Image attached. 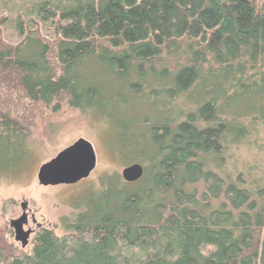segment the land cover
<instances>
[{
  "label": "trees",
  "instance_id": "obj_1",
  "mask_svg": "<svg viewBox=\"0 0 264 264\" xmlns=\"http://www.w3.org/2000/svg\"><path fill=\"white\" fill-rule=\"evenodd\" d=\"M64 106L144 175H102L64 235L0 264H264V186L215 169L264 131V0H0V178L30 152L29 109Z\"/></svg>",
  "mask_w": 264,
  "mask_h": 264
},
{
  "label": "rangeland",
  "instance_id": "obj_2",
  "mask_svg": "<svg viewBox=\"0 0 264 264\" xmlns=\"http://www.w3.org/2000/svg\"><path fill=\"white\" fill-rule=\"evenodd\" d=\"M164 57V56H163ZM166 67L159 68L161 73ZM174 71V64L169 65ZM150 70V69H149ZM150 75L151 72L149 71ZM173 74L172 76H174ZM171 76V77H172ZM153 81V79H151ZM130 89L123 91L130 96ZM132 115L145 116L153 120L155 114L144 104L134 102ZM27 127L30 128V152L20 170L4 173L0 178V246L9 248V244L22 251L30 249V243L39 228H49L57 235L65 234L61 227L63 218L74 215V206L78 200H85L104 174H117L121 178L123 166L121 159L109 148L107 141L111 139L108 127L104 122H97L90 116L64 106L58 113L40 108L29 109ZM249 139L239 147L231 146L224 152L221 164L216 171L222 175H230L232 181L241 180V185L260 182L264 186V131L259 126L249 132ZM79 139L90 142L95 150L97 165L90 177L75 185L44 187L39 185L37 175L40 167L54 159L61 151L72 146ZM28 206L29 225L33 230L26 246L16 240L15 230L10 226L22 215V205ZM32 217L35 223L32 222Z\"/></svg>",
  "mask_w": 264,
  "mask_h": 264
},
{
  "label": "water",
  "instance_id": "obj_3",
  "mask_svg": "<svg viewBox=\"0 0 264 264\" xmlns=\"http://www.w3.org/2000/svg\"><path fill=\"white\" fill-rule=\"evenodd\" d=\"M97 165V157L93 145L84 139H79L72 146L61 151L54 159L43 164L37 175L38 183L44 187H56L60 185H75L90 177ZM144 175L141 164H132L121 172V178L125 183H135ZM26 204L22 205L25 210ZM25 218L11 222L10 226L15 230L16 240L26 246L30 232L23 231Z\"/></svg>",
  "mask_w": 264,
  "mask_h": 264
},
{
  "label": "flooded vegetation",
  "instance_id": "obj_4",
  "mask_svg": "<svg viewBox=\"0 0 264 264\" xmlns=\"http://www.w3.org/2000/svg\"><path fill=\"white\" fill-rule=\"evenodd\" d=\"M21 207H22V206H21ZM27 210H28V206L26 207L25 210L22 209V215L20 216L19 219H22L23 217L25 218V221H24V223H23V231H24V232H30V235H29V237H30V236L33 234V230L28 229L27 231H25V227H28V225H29V217H28V215H27ZM19 219H18V220H19ZM32 222L35 223V220H34L33 217H32Z\"/></svg>",
  "mask_w": 264,
  "mask_h": 264
}]
</instances>
